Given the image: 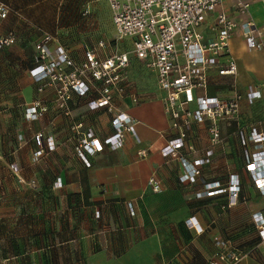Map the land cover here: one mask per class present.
<instances>
[{
  "label": "crops",
  "instance_id": "crops-1",
  "mask_svg": "<svg viewBox=\"0 0 264 264\" xmlns=\"http://www.w3.org/2000/svg\"><path fill=\"white\" fill-rule=\"evenodd\" d=\"M1 1L10 9L0 21L1 31L14 30L17 20L11 14L12 0ZM93 1L86 2L85 11L91 12ZM251 1L248 16L264 30V0ZM229 46L237 61L235 77L211 72L208 91L219 96L242 93L238 121H221L222 141L213 147L208 170L190 182L180 181L182 161L165 151L172 129L154 74L134 56L127 70L133 63L140 64L153 84L126 89L123 95L113 93L114 109L127 113L133 127L120 146L106 142L114 132L110 124L113 112L89 104L101 96L96 84H90L85 96L71 92L64 106L56 86L39 91L26 107V116L35 110L36 117L22 122L24 128L17 131L16 138L32 142L41 134L44 150L33 159L61 173L55 185L65 192L35 199L40 206L22 215L19 239L6 231L9 238L0 245V264H207L216 250L214 237L231 238L241 248L257 242L259 229L252 217L255 214L264 221V191L253 185L237 131L243 128L247 137L253 130L264 133V50L248 49L238 27ZM251 83L260 85L262 92L252 103L246 90ZM133 92L138 101L132 100ZM36 100L39 108H45L42 112L34 106ZM76 124L83 125L84 131L92 128L103 142L102 150L86 156L88 166L75 149L83 131ZM205 130L202 123L192 130L197 136L191 140L198 148L196 157L209 145ZM47 140L52 143L50 149ZM77 169L82 173L76 177L67 172ZM152 175L163 181L158 192L148 182ZM232 176L240 182L237 202L231 203L226 191L200 194L210 181L227 188ZM189 218L203 231L196 233L188 225ZM236 264H264V242Z\"/></svg>",
  "mask_w": 264,
  "mask_h": 264
},
{
  "label": "built area",
  "instance_id": "built-area-1",
  "mask_svg": "<svg viewBox=\"0 0 264 264\" xmlns=\"http://www.w3.org/2000/svg\"><path fill=\"white\" fill-rule=\"evenodd\" d=\"M110 9L114 35L117 40L129 42V50H110L109 43L103 39L94 44H84L81 64H75L61 47L51 52L48 46L38 44V68L36 76L43 79L39 91L46 86H56L60 105L64 106L70 93L85 96L90 84L97 85L100 97L89 102L90 105L104 107L113 112L110 124L114 132L106 137L113 147L120 146L126 135L133 131L127 113L112 109L114 94L123 95L127 89L126 73L132 56L142 61L154 74L161 101L170 117L172 135L165 151L173 158L183 161L184 171L180 181L190 182L201 174L202 167L210 162V157L195 158L188 162L180 150L185 145L193 151L189 132L195 124H206L209 145L222 141L220 123L223 119L238 121L240 101L243 94L233 91L226 95H212L208 91L211 72L217 75L235 77L237 61L230 52V40L238 27L248 49L264 50V30L259 28L248 16L251 0H104ZM10 9L0 0V21L5 19ZM230 11V12H229ZM88 9L84 12L86 14ZM14 31L0 34V45L9 46L16 40ZM250 103L261 97L260 85L251 83L246 86ZM133 101L138 95L131 93ZM40 102L37 103V106ZM44 108H39L42 112ZM36 113L32 111V115ZM77 126H82L76 124ZM243 145V156L254 187L264 191V133L251 132L246 136L243 128H238ZM42 154L39 136L36 137ZM50 148L52 143L48 142ZM103 142L98 139L92 128L81 132L76 149L91 154L102 150ZM212 151V150H211ZM210 152V151H209ZM143 156L146 152H141ZM181 154V155H180ZM208 154V153H207ZM87 163V161H86ZM88 165V163H87ZM152 190H160L161 181L151 176L148 180ZM240 182L232 176L230 185L220 187L212 182L203 185L201 195L211 196L225 191L231 203L237 202ZM259 229V237L264 241V221L257 215L252 217ZM188 225L195 232L203 231L194 218ZM218 249L208 264H236L243 253L232 244L230 238L214 237Z\"/></svg>",
  "mask_w": 264,
  "mask_h": 264
},
{
  "label": "rangeland",
  "instance_id": "rangeland-1",
  "mask_svg": "<svg viewBox=\"0 0 264 264\" xmlns=\"http://www.w3.org/2000/svg\"><path fill=\"white\" fill-rule=\"evenodd\" d=\"M87 1L12 0L11 14L17 20L14 32L19 39L9 46L0 45V245L9 238H6V231H10L8 235L19 239V220L22 219V215L33 212L37 206H40L39 203H36L39 201L35 200L36 198L65 192L64 189H59L55 185L58 181L57 177L61 173L57 170H48L47 166L45 167L33 159L34 157L37 159L41 155H37L36 152L39 149L38 146L40 147L37 136L41 141V147L45 146L41 134H37L32 142L16 138L17 131L24 128L22 122H28L29 119L36 117L26 116V107L30 100L35 98L40 85L43 84V79L38 78L37 72H34L38 68L37 45L46 42L45 45L53 53L58 47H61L76 65L82 63L83 44H94L103 39L109 43L110 50H129V42L116 41L115 39L113 23L106 2L94 0L89 5L92 9L91 12L84 14ZM2 29L3 25L0 26V34L6 32L1 31ZM148 73V70H145L143 66L133 63L124 73L126 88L133 90L139 86L147 88L152 86L153 81ZM38 102L36 100L34 106L39 109ZM114 102L113 99L112 109L115 108ZM76 128L84 131L83 125ZM192 132H189V140L196 136V133ZM47 142L51 141L47 140ZM214 146L208 145L200 157H210L211 162ZM47 147L50 149L49 145ZM203 147L201 149L204 150ZM192 150L189 151L187 145L180 150L182 154L185 153L189 163L195 158H199L196 157L195 153L198 148L194 143ZM83 154L86 159L88 154ZM193 155L195 156L193 157ZM81 158L87 165L84 158L82 156ZM176 159L178 160V158ZM210 162L202 167L201 174L208 170ZM67 172H73V177L82 173L80 169ZM155 179L161 181L157 177ZM160 187H163V181H161ZM221 238L227 239L228 237ZM214 242L216 244V240ZM231 242L243 253H246L244 255L246 256L253 254L264 241H261L260 238L257 242L255 241L244 248L237 246L233 241ZM217 249L216 244V250L207 260V264L215 256Z\"/></svg>",
  "mask_w": 264,
  "mask_h": 264
},
{
  "label": "trees",
  "instance_id": "trees-1",
  "mask_svg": "<svg viewBox=\"0 0 264 264\" xmlns=\"http://www.w3.org/2000/svg\"><path fill=\"white\" fill-rule=\"evenodd\" d=\"M9 31V30H8ZM12 31H14V30H12Z\"/></svg>",
  "mask_w": 264,
  "mask_h": 264
}]
</instances>
